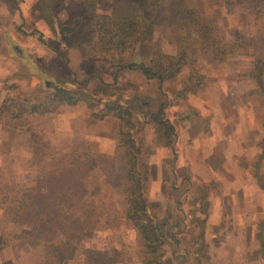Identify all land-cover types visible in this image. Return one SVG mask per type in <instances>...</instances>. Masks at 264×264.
Listing matches in <instances>:
<instances>
[{
  "label": "rangeland",
  "instance_id": "1",
  "mask_svg": "<svg viewBox=\"0 0 264 264\" xmlns=\"http://www.w3.org/2000/svg\"><path fill=\"white\" fill-rule=\"evenodd\" d=\"M37 1L22 0L15 7L8 0H0V105L8 99L20 112L51 99L41 76L13 54L9 40L23 46L30 60L56 82L75 75L82 80L88 71L109 78L120 65H149L154 53L179 54L178 74L166 80L169 84L164 89L169 99L166 114L177 134L171 140L157 132L145 116L136 120L125 112L113 114L104 110L102 102L129 99L139 95L138 89L148 94L145 107L154 111L159 106L155 82L146 84L141 72L137 70L136 74L130 69H123L127 73L119 75L116 86L110 84L112 78L110 82H100L101 88L93 87L91 93L101 102H92V108L85 101L79 102V111L85 116L69 120L66 113H74V107L65 105L34 121L35 129L48 142L38 154L33 152L29 131L0 123V264H141L143 253L137 233L124 216L127 202L125 158L121 152L125 148L120 146L118 134L121 126L123 133L132 134L142 152L148 208L157 219L167 221L168 242L159 251L163 261L264 264V137L260 141L259 161L255 155L250 161L253 167L247 170L238 167L242 163L235 159L237 146L246 140L245 135L236 129L230 132L227 125L214 128V123H207L197 114L185 121L187 113H195L196 87L205 84L212 68L219 71L216 78L223 80L227 75L223 67L229 58L240 53L239 61L253 63V88L245 95L253 97V112L264 129V65L255 69V61L264 59V6L257 14L241 8L235 0L192 1L200 14L206 11L210 19L222 16L221 22L211 25L216 26L227 54L213 66L199 48L196 31L181 30L177 23L166 20H159L155 26L154 39L131 40L123 52L88 51L67 45V28L80 23L82 16L77 9L80 5L89 7V0H47L53 11L48 16H56L57 21L52 26L34 9ZM126 1L122 4L119 0H100L98 9L101 13L116 10L133 15L136 5ZM163 7L161 4L160 9ZM157 15L165 17L161 12ZM163 34L168 40L164 42L167 49L177 40L176 54L154 50L151 42L160 40ZM234 34L238 36L232 38ZM235 39H242L244 47H239ZM196 141L200 146L193 149ZM213 148L212 155L217 154L223 161L218 169H214L212 157H205ZM232 167L235 171H231ZM68 169L78 170L75 180ZM246 179L252 181L246 183ZM240 180L244 185H240ZM207 206L211 215L208 226L212 225L207 234L213 236L206 240L205 217L196 212H203ZM17 210L31 217L19 221ZM249 224L253 233H244L243 227ZM218 228L224 229L216 232ZM228 228L233 233H228ZM172 234L178 245L172 241ZM229 234L234 237L227 238Z\"/></svg>",
  "mask_w": 264,
  "mask_h": 264
},
{
  "label": "trees",
  "instance_id": "2",
  "mask_svg": "<svg viewBox=\"0 0 264 264\" xmlns=\"http://www.w3.org/2000/svg\"><path fill=\"white\" fill-rule=\"evenodd\" d=\"M8 1L13 6L18 7L22 0ZM129 1L134 2L136 5L134 14L130 16L99 14L95 9L96 0H89V7L80 5L77 9V13L82 16L80 23L76 27L73 25V27L67 28V32L70 35L69 44L73 47H84L88 51L90 49H106L123 52L131 40L138 42L151 40L154 35V28L159 20H166L172 23L174 22V24L177 23L181 30L196 31L199 48L203 54L208 56V60L213 66L223 61V58L227 54V48L219 39L216 26L203 22L200 11L192 3L193 0ZM235 2L241 8L247 9L248 12L255 11L257 14L260 13V10L264 6V0H235ZM161 4L164 5L163 9H160ZM35 7L48 25L52 26V23L57 22L56 16H48L53 11L47 0H38ZM159 12L161 14L164 13L163 16L165 17L160 18L157 15ZM39 36L41 35L39 34ZM235 42L239 47H244L242 39H235ZM86 62L90 64L88 59ZM180 64L179 54L163 55L154 53L149 65L144 63H131L129 65L117 66L113 74V81L117 80L118 71L123 69L138 70L148 81H154L158 85L159 106L156 110L150 111L144 105L149 101V97L140 94L129 99L125 98L102 102L104 104V110L109 113L112 112L113 114L116 111L118 113L125 112L129 118L136 120L141 116H145L152 122L157 132L162 133L163 136L172 140L176 134V130L174 125L166 117L168 100L160 85L178 74ZM262 64L264 65V59L258 58L255 61V69ZM92 76L93 73L88 71L83 80H79L76 77L63 81L60 80L57 82L59 87L50 91L51 99H49L48 103L33 104L30 108L21 109L20 112H17L15 105L10 103L13 101L8 102V99L3 101L0 105V123L11 128H25L29 131V140L33 152L38 154L41 147L48 146V142L43 138L41 133L37 132L33 122L38 121L46 114L55 112L61 106L75 105L81 101L87 102L89 108H92V102L95 105H99L101 102L100 99L85 87ZM66 85H71V87H66ZM49 104H52V106L50 107ZM98 118L102 119L103 116ZM129 124H131L130 121ZM118 134L120 146L125 148L122 151V148H118L125 158L127 209L124 212V216L137 233V238L143 253L141 264H172L163 261V256L159 252L161 247L168 242L166 234L167 221L165 219H157L148 208L147 198L144 194L145 180L142 178L145 177L144 174H147V170L142 171L145 167L141 163V149L130 132L123 133V126L120 127ZM67 171L69 176L72 177V180L77 178L78 170L68 169ZM65 176L64 174L63 178L67 179ZM62 184L66 183L63 181ZM15 216L19 221L31 217L28 214H21V211L18 210ZM170 237L175 244H179L174 234Z\"/></svg>",
  "mask_w": 264,
  "mask_h": 264
},
{
  "label": "crops",
  "instance_id": "3",
  "mask_svg": "<svg viewBox=\"0 0 264 264\" xmlns=\"http://www.w3.org/2000/svg\"><path fill=\"white\" fill-rule=\"evenodd\" d=\"M119 2L122 4H125V2H127V1L126 0H119ZM35 5H36V3H35ZM35 5H34V9H36ZM99 5H100V0H96L95 9H96V12L99 14H109V15H115V16H130V15H125V14L119 13L116 10H114L113 12L101 13L98 9ZM201 16H202V20L205 24H215V23L218 24L219 22H221V17H222V16H219L218 18L212 20L209 18L210 15L207 14L206 11L203 12V10L201 11ZM166 36L168 37V33H166ZM166 36H164V34H163V36L160 40H159V38H157V39H155L156 41L154 40L151 42L155 45L154 50H157V51H160L163 53L165 52L167 54H176L178 51V48H176L177 47V40L174 39V41L171 44V46L172 45L173 46L171 48L167 49L166 48L167 46L164 44L165 41H168L166 39ZM237 36H238L237 34L231 35L232 38L237 37ZM9 41H12V40H9ZM9 41H8V44H9ZM68 41H69V39H68ZM67 43H68L67 45H69V42H67ZM17 45H19V44H17ZM26 54H27V52H26ZM237 54L238 55H236L235 57L231 55L232 57L229 58L228 62L223 67L224 70H226L227 75H225L223 77V80H221V81L216 78L219 71L213 70L211 65L207 64V68H209L210 70L212 68V71H210V75H209L210 78H208V75H206L207 81L205 82V84H202L199 87V89L196 87V89H198V90L196 91V89H195L196 95H195V101L193 102L194 106H195V104H197L194 107L195 113H193V114L187 113V115L185 116V118L187 120H185V121L189 122L190 121L189 119L192 118L193 115L197 114L199 116H203L204 121H207V123L211 122V125H212V123H214V126H213L214 128H221V127L227 125V126H230V128H229V129H231L230 132H234V130L236 129V131L240 132L242 135H245L246 140H244L243 142L238 144L237 150H236V152L238 154H237V156H235V159H239L238 161L241 162L242 164H241V166H238V164L233 165V166H238V167H242L243 169L249 170L250 167H253V165H251L250 161L254 160L253 158L255 155H256V159L259 161V154H260V152H262V149L260 148V141H261V138L264 137V129L261 126V124L257 122L256 117H255L256 113L253 112L254 111L253 106H252L253 97H248L245 95V93L248 89L253 88V85H252L253 70H254L253 63H250L249 61L245 62L243 60L239 61V58H241V56H239L240 53H237ZM37 67H39V66H37ZM39 70L41 72L45 73V75H46L45 69H44V71L41 70V68ZM124 71L125 70L118 71L117 80L111 82L110 84L113 83L116 86V84H118L120 82L118 80L119 75L127 73V72L124 73ZM130 71H132V72L136 71V74H137V70H130ZM201 73L205 74L204 71H202ZM113 74L114 73L110 74L109 78H106L103 75H101V76L98 75L99 77H102V78H99L93 74V76L87 82V85L85 87L87 89H89L90 91H92L93 87L101 88L102 85L100 82H102V81L103 82H110L111 79L113 78ZM66 77H68V76H66ZM75 77L80 80L79 75H75ZM84 78H85V76H84ZM50 79H53L54 81L56 80L55 78H50ZM96 80H99V82H97ZM148 82L149 81L147 80L146 84H148ZM150 82H153V81H150ZM55 84L58 87V84L56 81H55ZM168 84H169L168 81L167 82L164 81L160 85L162 91H164V89L167 88ZM100 85H101V87H99ZM155 85H156V88H158V85L156 83H155ZM43 87H44V85H43ZM45 89L51 91V89H49V88H45ZM138 92H139L138 93L139 95H140V93H141V95H144V96L148 95L147 93L140 92L139 89H138ZM164 93H165V91H164ZM166 98L168 100V104H167V107H168L169 106L168 96H166ZM75 105L76 106L73 105L74 113H72L71 110L68 111V114L66 113V117H68L69 120H71V118H74L73 116H75V119L79 115L85 116V112L79 111V109H80L79 106L81 104L77 103ZM76 110H78L79 113H76V115H75ZM166 117L168 120H171L167 116V114H166ZM47 118L48 117L45 116V120ZM104 120H106V119H104ZM170 122L173 124V121H170ZM98 123L100 124L101 121H97V124ZM176 134H177V132H176ZM230 135H232V134H230ZM198 146H200V145L198 144V141H196L193 149L198 147ZM214 149L215 148L211 149L210 150L211 152L207 153L205 155V157L206 156L212 157L213 158V165H214L213 167H214V169L215 168L218 169V168L222 167L223 161L221 160V158L217 154H215L216 157L212 155ZM215 151H217V150H215ZM255 167H256V165H255ZM230 169H232L231 171H235V168H233V167ZM250 181H252V180L246 179L244 182L247 183ZM244 182H241V180H240V185L241 184L244 185ZM248 195H251V198H252V193H250ZM233 197H235V196H233ZM208 206H209V204H208ZM208 206H207V208H205V210L203 212H200V211L196 212L197 215L200 214L203 217H205L206 229H204V230H205L206 234L208 233V229H210V227H212V225L208 226V219H209L208 217L211 216L208 214ZM212 206L214 207L215 203ZM214 210H215V213L218 214L216 209H214ZM232 211H236V210H232ZM220 212H221V210H220ZM231 214H233V213H231ZM210 222H211V219L209 220V223ZM218 224H220V222ZM249 227H251V229ZM223 229L218 228V229H216V232H220ZM243 230H244V233L247 232L248 230H249V232L253 233V228H252L251 224H249L247 227H243ZM227 232L233 233L231 230H229V228L227 229ZM256 233H257V229L255 231V235H256ZM208 236H210V238H211L213 235L209 233V235L207 234V236L204 235V238H206V240H207ZM233 237H234V234H229L227 238L231 239ZM252 237H253V235H252Z\"/></svg>",
  "mask_w": 264,
  "mask_h": 264
},
{
  "label": "water",
  "instance_id": "4",
  "mask_svg": "<svg viewBox=\"0 0 264 264\" xmlns=\"http://www.w3.org/2000/svg\"><path fill=\"white\" fill-rule=\"evenodd\" d=\"M9 48L12 50L13 54L20 58L26 65H28L33 72L38 73L42 78V83L45 88L55 89L57 88L55 81L48 78L45 73L41 72L37 67L36 63L30 60L29 56L26 54L24 48L20 45H17L13 41H9Z\"/></svg>",
  "mask_w": 264,
  "mask_h": 264
}]
</instances>
